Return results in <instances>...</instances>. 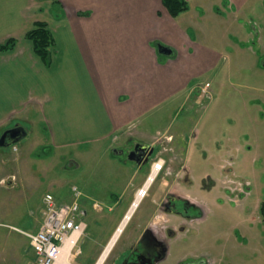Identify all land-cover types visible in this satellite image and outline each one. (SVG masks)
Masks as SVG:
<instances>
[{"label":"crops","instance_id":"obj_1","mask_svg":"<svg viewBox=\"0 0 264 264\" xmlns=\"http://www.w3.org/2000/svg\"><path fill=\"white\" fill-rule=\"evenodd\" d=\"M187 1L190 9L174 18L163 0H0V46L17 41L14 49L0 50V142L19 125L27 130L24 139L34 134L38 144L52 152L86 146L95 161L115 164L108 156L115 139L165 140L155 135L169 132L174 119L166 128L155 120L146 127V121L158 111L172 112L180 97L190 96L193 74L217 61V46L207 45L206 35L223 32L226 23L233 26V16H239L236 8L250 0ZM192 1L198 2L197 8ZM38 22L47 23L55 39L51 66L26 37ZM159 45L171 48L173 56L160 54ZM20 142L12 150L18 151ZM107 142V151L92 156L97 145ZM2 148L0 157L5 154ZM187 153L192 158L191 147ZM14 176L16 171L9 177ZM98 203L93 195L83 201L85 217L98 210ZM259 210L256 205L234 229L246 223L254 227L261 221L254 216ZM116 235L103 245L108 253L131 244L130 237L119 246ZM233 236H218L224 243L217 254L210 252L215 253L210 257L214 264H224L227 258L234 263V250L242 242ZM103 253L98 260L86 258L79 264H98Z\"/></svg>","mask_w":264,"mask_h":264},{"label":"rangeland","instance_id":"obj_2","mask_svg":"<svg viewBox=\"0 0 264 264\" xmlns=\"http://www.w3.org/2000/svg\"><path fill=\"white\" fill-rule=\"evenodd\" d=\"M197 3L192 1V6L197 8ZM236 11L239 16H233V26L226 23L223 32L206 35H209L207 45L217 46V61L207 68L203 66L201 73L193 74L191 97L188 99L187 93L180 97L170 113L151 114L146 127L155 120L166 128L173 118L174 127L155 136L163 135L167 139L181 127L190 136L196 132L198 140L191 143L196 176L207 173L221 181L231 168L241 182L249 181L251 192L244 210L239 211L231 203L222 209L216 203V190L208 192V211L199 228L208 241L210 257L224 243L218 236L231 233L239 240L242 234L245 239H240L242 246L234 250L233 264H264V223L258 221L254 227L246 223L234 230L240 220L248 218L249 208L251 213L256 205L264 203V0H250ZM201 88L212 90L215 96L208 92L194 95ZM29 138L18 144V151L12 150V146L2 148L5 154L0 157V264H29L33 260L29 235L41 225L43 198L51 193L60 202H70L75 187L82 192L81 205L90 195L102 204L98 203V210L85 217L88 226L72 253L71 263L79 264L86 258L98 260L129 203L125 196L119 207L115 204V198L122 195L127 183L126 173L111 162L95 161L86 152L89 147L52 152L40 146L34 134ZM96 148L92 156L107 151L108 142ZM108 156L111 157L109 151ZM14 171L16 176L9 177ZM158 188L159 184L155 183L141 200L117 239L119 246L135 234ZM254 216L259 217L260 211ZM229 259L224 264H229Z\"/></svg>","mask_w":264,"mask_h":264},{"label":"flooded vegetation","instance_id":"obj_3","mask_svg":"<svg viewBox=\"0 0 264 264\" xmlns=\"http://www.w3.org/2000/svg\"><path fill=\"white\" fill-rule=\"evenodd\" d=\"M165 48L168 53L164 52ZM158 51L171 57L174 54L171 48L163 45L158 46ZM262 66L264 68V61ZM203 92L215 96L212 90L206 88H201L194 95L201 96ZM175 133L170 138L155 142L128 136L115 139L110 144V156L124 170L127 178L122 195L115 198V204L119 207L125 196L129 199L110 237L114 238L124 230L155 183L159 184V188L151 198L146 217L131 236L129 248L122 252L113 248L108 253L107 264H214L207 254L208 241L199 228L208 211L207 193L216 190L218 207L231 203L236 205L235 208L245 209L251 192L249 181L241 182L231 168L221 181L207 173L196 176L194 156L188 158L187 152L191 143L198 140L197 133L190 136L183 127ZM155 166H160L158 172L154 170ZM262 204L259 211L264 223ZM248 211L249 216L252 211L250 213V208ZM239 235L240 239H245L244 235ZM177 255L178 260L173 263Z\"/></svg>","mask_w":264,"mask_h":264},{"label":"built area","instance_id":"obj_4","mask_svg":"<svg viewBox=\"0 0 264 264\" xmlns=\"http://www.w3.org/2000/svg\"><path fill=\"white\" fill-rule=\"evenodd\" d=\"M71 202H59L53 194H47L43 200L42 223L39 230L29 235L34 259L29 264H57L61 252L68 240L79 238L85 230V211L79 203L81 195L73 189Z\"/></svg>","mask_w":264,"mask_h":264},{"label":"trees","instance_id":"obj_5","mask_svg":"<svg viewBox=\"0 0 264 264\" xmlns=\"http://www.w3.org/2000/svg\"><path fill=\"white\" fill-rule=\"evenodd\" d=\"M163 5L174 18L179 17L190 9V4L187 0H163ZM26 37L32 42L36 55L42 59L46 66H51L55 39L47 23H36ZM16 45L17 41L11 39L6 44L1 45L0 50L9 51L14 49ZM261 211L264 217V203L261 206Z\"/></svg>","mask_w":264,"mask_h":264},{"label":"water","instance_id":"obj_6","mask_svg":"<svg viewBox=\"0 0 264 264\" xmlns=\"http://www.w3.org/2000/svg\"><path fill=\"white\" fill-rule=\"evenodd\" d=\"M162 51V50H161ZM168 49L165 48L164 52ZM27 136V130L21 126H16L14 129L6 132L0 142V145L4 148L14 146L18 142L22 141Z\"/></svg>","mask_w":264,"mask_h":264},{"label":"bare ground","instance_id":"obj_7","mask_svg":"<svg viewBox=\"0 0 264 264\" xmlns=\"http://www.w3.org/2000/svg\"><path fill=\"white\" fill-rule=\"evenodd\" d=\"M159 167L160 166H157V167L155 166L154 170L156 172H158ZM139 190H141V189H139ZM138 197H139V195H138ZM116 237H117V235H116ZM75 242H76V238L68 240L67 244L65 245L64 249L61 252V255H60V258H59L57 264H71V258L73 256L72 253H71V249H72V246L74 245ZM107 257H108V248L103 253L101 259L98 262V264H103Z\"/></svg>","mask_w":264,"mask_h":264}]
</instances>
